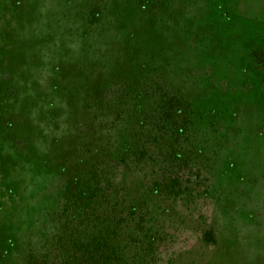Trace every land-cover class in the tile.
I'll list each match as a JSON object with an SVG mask.
<instances>
[{"label": "rangeland", "instance_id": "374dc122", "mask_svg": "<svg viewBox=\"0 0 264 264\" xmlns=\"http://www.w3.org/2000/svg\"><path fill=\"white\" fill-rule=\"evenodd\" d=\"M154 2L0 0V264H264V0Z\"/></svg>", "mask_w": 264, "mask_h": 264}, {"label": "trees", "instance_id": "16d2710c", "mask_svg": "<svg viewBox=\"0 0 264 264\" xmlns=\"http://www.w3.org/2000/svg\"><path fill=\"white\" fill-rule=\"evenodd\" d=\"M145 7L147 5H149V7L152 5V4H155L154 0H141ZM149 7H146V8H149ZM102 8V7H100ZM255 55V54H254ZM257 63H259L260 61L257 60L256 61ZM261 64V71L264 73V63H260ZM163 97L165 96V94H162ZM165 101V100H163ZM153 105V104H152ZM153 108H155V106L153 105ZM158 110V105H156V108ZM147 117H141L138 121L139 123V128L138 129V133H137V140L134 141V144L136 143L137 146L135 147H139L141 145H138L141 143L142 140H145V137H147V134L148 132L150 133H153V134H156L158 131H159V128H158V123H155L153 124V127H150L148 129H144V131L141 130V127L144 126V125H147V124H150V122L152 123L153 121H151ZM157 138H160V135L158 134L156 136ZM172 148L169 149V152L171 155H174L176 152L174 151H171ZM82 219H84V216L83 215H77V214H72V218H70V224L71 225V228L69 229V234L66 235V238L68 239H71L73 241V237H74V241L79 243V244H82L83 247H84V252H83V256L79 259V260H76L75 262H68L66 264H117L116 261H115V258L113 257V255L110 254V252L104 256V253H101V256L98 258L97 261H94L93 257L90 256V251H98V248L103 246V243L105 241V238L104 237H101L99 236V233L97 232H92L91 234V238L87 237V243H82L80 241V230L78 229L79 225H80V222L82 221ZM76 221V222H75ZM208 238H211V239H215L213 233H208ZM112 240L114 242V239H111V243H108V245L110 246L112 244ZM108 245L107 246H103L102 248H108ZM93 246H97V249H94ZM30 263H31V258H30Z\"/></svg>", "mask_w": 264, "mask_h": 264}]
</instances>
